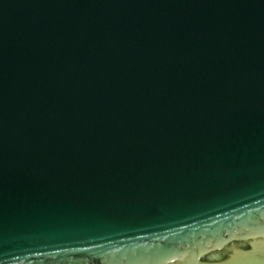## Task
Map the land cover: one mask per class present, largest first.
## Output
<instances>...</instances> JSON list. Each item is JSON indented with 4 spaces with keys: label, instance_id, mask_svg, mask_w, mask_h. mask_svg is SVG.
Instances as JSON below:
<instances>
[{
    "label": "water",
    "instance_id": "obj_1",
    "mask_svg": "<svg viewBox=\"0 0 264 264\" xmlns=\"http://www.w3.org/2000/svg\"><path fill=\"white\" fill-rule=\"evenodd\" d=\"M0 264H264V0H0Z\"/></svg>",
    "mask_w": 264,
    "mask_h": 264
}]
</instances>
